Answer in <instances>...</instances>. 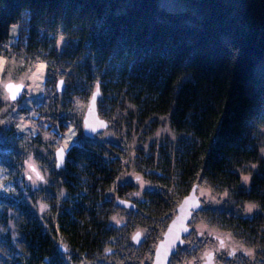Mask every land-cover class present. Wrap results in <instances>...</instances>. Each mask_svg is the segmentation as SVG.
<instances>
[{
    "label": "trees",
    "instance_id": "1",
    "mask_svg": "<svg viewBox=\"0 0 264 264\" xmlns=\"http://www.w3.org/2000/svg\"><path fill=\"white\" fill-rule=\"evenodd\" d=\"M182 1L187 8L169 10L158 0H0V53L10 25L21 22L10 50L45 64L58 111L38 112V120L56 139L67 131L64 120L76 132L64 168L51 171L42 214L25 200L28 187L15 183L0 195V225L15 221L18 236V243L10 232L0 236L9 264H99L107 247L108 258L143 264L194 185L226 198L220 209L199 211L207 226L229 233L264 264V0ZM96 90L98 115L111 133L103 140L83 136L81 115L58 118L73 97L89 101ZM163 117L173 138L158 143L153 135ZM41 133L39 127L23 140L0 128V162L10 158L15 181L21 170L14 162L37 153ZM127 174L148 185L133 210L116 205L138 190ZM242 175H249L247 186ZM245 203L258 211L240 215L235 209ZM116 213L124 219L112 224ZM140 230L134 245L131 234ZM192 240L169 264H196L206 243Z\"/></svg>",
    "mask_w": 264,
    "mask_h": 264
},
{
    "label": "rangeland",
    "instance_id": "2",
    "mask_svg": "<svg viewBox=\"0 0 264 264\" xmlns=\"http://www.w3.org/2000/svg\"><path fill=\"white\" fill-rule=\"evenodd\" d=\"M158 4L169 10L188 7V4L182 0H158ZM21 27V22L10 25L8 38L3 44L4 50L0 53V128H13L16 134L23 140L33 138L37 134V128L39 127L42 128V133L37 138V149L35 150L37 153L28 157L23 163L19 161L14 162V166L21 170V177L18 181H15V178L9 175L10 168L8 165L11 166L13 164L10 158L4 154L2 162H0V195L8 196L7 193L13 189L15 183L23 191L28 187V190L33 193L28 198L26 197L25 200L27 199L26 201H28L31 208L40 215L47 208L46 192L48 191V184L49 182H55L54 177L51 176V171L55 166L54 152L59 146H62L66 150L70 145H73L76 140V132L69 121L64 120L63 123L67 126V131L60 139H56L52 135V132L56 130L48 133L45 130L47 123H44V120H38V112L45 113L49 117H54L58 108L49 88L45 87V64L42 61L33 62L24 60V58L16 56L10 50L11 46L15 45L20 39ZM9 82L20 83L24 86L23 96L17 102H10L4 92V85ZM88 104L89 101L73 97L70 105L62 110V114L58 118H70L74 115H81L83 117ZM97 136L103 140L111 136V133L110 130L106 129ZM153 138L158 143L160 141L167 142L173 138V131L169 126L167 117L160 118L159 127L154 133ZM58 141L60 142L59 145L57 144ZM259 151L264 157V128L260 130ZM24 177H27L26 183L23 182ZM125 178L133 179V182L138 186V190L135 193L127 195L124 199L131 202L141 201L142 192L148 187L147 183L133 174L125 175ZM241 182L244 186H247L249 175H242ZM196 195L202 205V210L220 209L223 207L226 199L223 195H211L204 187H198ZM227 210L229 213L232 211L231 208H227ZM235 211H238L242 216H250L257 212L258 209L253 204L245 203L241 207L236 208ZM16 216L18 215L15 214L13 216L15 220ZM123 219L122 213H116L110 222L117 224ZM14 222L8 221L4 226L0 225V236L10 232L12 233V241L18 243ZM189 226L192 236L184 243V246L189 247L194 236L202 238V241L206 243L204 249L197 256L196 264H201L204 260V255L211 251L214 252L213 264H225L224 260L227 257L230 260L228 264L258 263L251 250L234 240L229 233L208 227L200 212L194 214ZM136 232H133L131 235L133 236ZM138 232L141 238L143 231L140 230ZM3 246L0 244V264H9L4 260V249L6 248ZM105 251L111 250L107 247ZM111 253L99 259V264H122L117 261V258H108ZM151 260L150 256H146L142 262L143 264H150ZM181 264H192V262L189 261Z\"/></svg>",
    "mask_w": 264,
    "mask_h": 264
},
{
    "label": "water",
    "instance_id": "3",
    "mask_svg": "<svg viewBox=\"0 0 264 264\" xmlns=\"http://www.w3.org/2000/svg\"><path fill=\"white\" fill-rule=\"evenodd\" d=\"M56 92L61 93L64 89V83L59 80L56 85ZM4 92L10 102H17L21 99L24 93V86L20 83L9 82L4 85ZM99 91L92 93L87 109L82 118V133L85 138H93L99 133L108 128V122L98 115L97 99ZM61 153L63 155L61 156ZM55 169L61 170L64 168L66 153L62 146H59L54 152ZM197 186L194 185L189 193L181 200L175 208V214L167 224L161 239L156 243L153 251L150 264H169L170 259L176 255L178 248L184 246V239L191 232L189 226L194 214L202 209V205L196 195ZM116 205L122 209L133 210L134 204L125 199H117ZM131 241L134 245H138L141 241L139 232H136ZM58 249L62 254H66V249L62 245H58ZM108 254L110 251L107 252ZM214 252H208L204 255V260L201 264H213Z\"/></svg>",
    "mask_w": 264,
    "mask_h": 264
},
{
    "label": "snow or ice",
    "instance_id": "4",
    "mask_svg": "<svg viewBox=\"0 0 264 264\" xmlns=\"http://www.w3.org/2000/svg\"><path fill=\"white\" fill-rule=\"evenodd\" d=\"M63 155V153H61V156Z\"/></svg>",
    "mask_w": 264,
    "mask_h": 264
}]
</instances>
